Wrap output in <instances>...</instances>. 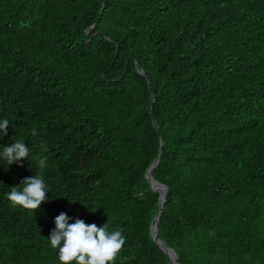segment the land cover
Instances as JSON below:
<instances>
[{
	"label": "trees",
	"instance_id": "16d2710c",
	"mask_svg": "<svg viewBox=\"0 0 264 264\" xmlns=\"http://www.w3.org/2000/svg\"><path fill=\"white\" fill-rule=\"evenodd\" d=\"M2 119L0 154H30L0 155V264H60L61 212L122 230L113 264H172L151 233L161 140L159 239L177 261L264 264V0H0ZM36 174L48 202L13 210Z\"/></svg>",
	"mask_w": 264,
	"mask_h": 264
},
{
	"label": "clouds",
	"instance_id": "9594fccd",
	"mask_svg": "<svg viewBox=\"0 0 264 264\" xmlns=\"http://www.w3.org/2000/svg\"><path fill=\"white\" fill-rule=\"evenodd\" d=\"M9 120H0V139L8 135ZM32 135H36L33 126ZM47 152V146H43ZM30 151L25 142L15 141L10 146L3 147L2 157L8 166L19 165L23 167V161L28 160ZM47 157L41 156L38 167L46 166ZM6 199L13 210L23 209L37 211L47 201V185L44 177L36 174L26 177L20 186L10 188ZM86 207V206H85ZM70 217L66 212H61L55 218V228L51 230L47 240L50 247L58 250L60 264H113L118 255L124 249L126 237L122 230H108V224L98 227L96 224H86L84 220L76 218L70 223Z\"/></svg>",
	"mask_w": 264,
	"mask_h": 264
},
{
	"label": "water",
	"instance_id": "95a60500",
	"mask_svg": "<svg viewBox=\"0 0 264 264\" xmlns=\"http://www.w3.org/2000/svg\"><path fill=\"white\" fill-rule=\"evenodd\" d=\"M152 114H153V111H152ZM155 123V122H154ZM163 146H164V142L163 140H161V148H160V152H159V155L156 159V161L152 164V166L149 168L148 170V173H147V178L149 179V181L155 185L157 188L160 189L161 191V206L158 210V213L156 215V222L152 225V228H151V233H152V236L154 238V241L156 243H158L162 249L164 250V252L169 256L170 258V261L172 264H180L174 253H173V250L172 248L166 246L160 239H159V218L161 216V213H162V209L164 207V203L166 201V197H167V189L165 186H163L162 184H160L159 182L155 181L153 179V176H152V173L154 171V169L156 168V166L159 164L160 160H161V156H162V150H163Z\"/></svg>",
	"mask_w": 264,
	"mask_h": 264
}]
</instances>
